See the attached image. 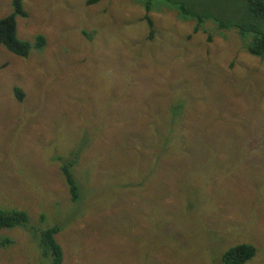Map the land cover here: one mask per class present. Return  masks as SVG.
Listing matches in <instances>:
<instances>
[{
  "label": "rangeland",
  "instance_id": "374dc122",
  "mask_svg": "<svg viewBox=\"0 0 264 264\" xmlns=\"http://www.w3.org/2000/svg\"><path fill=\"white\" fill-rule=\"evenodd\" d=\"M198 1L189 7L224 22L240 20L247 3ZM86 2L24 0L18 36L33 43L44 34L46 48L21 58L0 46V206L62 227L65 264H222L240 243L257 250L246 264H264V58L246 51L253 34L244 41L212 21L195 33L194 20L152 0L149 40V0ZM11 11L12 0H0V18ZM39 84L51 94L44 103ZM61 85L70 93L56 94ZM113 89L117 105L96 116L109 132L88 148L85 97L96 93L99 107ZM180 96L184 120L170 122ZM81 146L72 202L58 155ZM5 237L13 243L3 247ZM0 264L50 261L17 227L0 232Z\"/></svg>",
  "mask_w": 264,
  "mask_h": 264
},
{
  "label": "trees",
  "instance_id": "16d2710c",
  "mask_svg": "<svg viewBox=\"0 0 264 264\" xmlns=\"http://www.w3.org/2000/svg\"><path fill=\"white\" fill-rule=\"evenodd\" d=\"M100 0H87V5H93ZM149 2L144 3V7L146 9V18L145 20L149 24L150 32H149V40L154 39V23L152 18L149 16L148 12L152 10V4ZM169 2L171 6L175 7L179 12V17L184 20H194L196 22L194 27V32L197 33L200 30L206 31L208 33V29L204 28V24L207 21H212L214 26L218 24V27L222 29H230L233 28L239 32L241 38L245 41V38L252 35L251 41L246 46V51L256 57L264 58V0H247L246 9L242 16V18L235 22H224L219 20L218 17L214 16L212 13H201L199 10H194L193 7H189L188 3H193L195 0H185L184 2H180L178 0H164ZM202 6L207 8H216L219 4L217 2H209L207 0H199L198 1ZM24 0H12V11L6 16L0 18V46L5 47L9 52L17 55L21 58H28L31 53V49L34 47L38 51H43L47 46V39L44 34H38L34 37L33 43L29 41H25L19 38L17 33V18L18 17H28V12L24 9ZM199 6V7H200ZM90 37V34H84ZM213 34H208V40L212 41ZM245 48V46H244ZM49 83L48 85H51ZM37 89L40 92L39 97L37 98L41 102L47 101V98L50 97V93H45V89L43 88V84H39ZM67 85H61V87H57L55 90L56 94H68L70 93ZM13 92L20 103L24 99V95L26 92L20 86H14ZM114 97H108V103L106 105H101L99 107H95L96 103V93H91L89 95L90 98L85 97L86 106L85 112L79 117L80 124L84 123L85 131L83 132L85 139V146L91 145L94 142V139L100 138L99 141L104 140L106 133H108V125L105 123H109L106 117H102L101 120L97 119V117L101 116L103 111L109 112V108L117 105L116 99L117 94L113 89ZM28 96V95H27ZM174 101V100H171ZM170 101V109L168 114V120L173 122L174 119L181 123L184 120V106L185 99L180 96L176 102ZM71 106V104H70ZM74 106V105H72ZM71 106V108H72ZM76 107V106H74ZM90 109L89 112L86 110ZM98 108L97 110H94ZM73 109V108H72ZM104 114H102L103 116ZM117 116L111 117L110 123H113L112 120L116 119ZM117 120V119H116ZM100 121V127L98 123ZM83 128V126H81ZM181 128L183 127L180 126ZM68 132V130H65ZM81 131V130H80ZM60 135L64 136V130L61 128L58 132ZM82 133V134H83ZM81 134V135H82ZM61 137V136H60ZM80 137V135L78 136ZM83 137V135H82ZM76 151L71 152L69 156L62 157L58 155V161L60 162L63 175L65 177L69 193L71 195L72 202H77L81 197V188L79 183L77 182L72 169L78 162V155L87 150L86 147L81 146V150L79 152V147L75 149ZM126 188V187H125ZM42 224H46L44 221V216H42ZM21 228L31 234V236L35 239V242L40 249L42 256L46 259H49L50 264H65L64 262V252L61 244L58 242L56 236L62 230V227L59 225H46L37 227L34 226L30 221V216L26 210L23 209H8L0 206V232L2 230H13L15 228ZM44 227V228H43ZM13 243V239L5 237L1 240V245L3 247L9 246ZM256 247L252 244L248 243H240L229 246L222 254L221 261L222 264H246L249 260L254 258L256 255Z\"/></svg>",
  "mask_w": 264,
  "mask_h": 264
}]
</instances>
